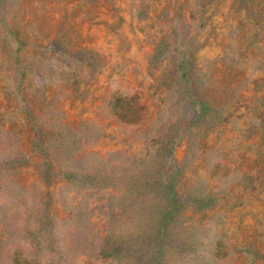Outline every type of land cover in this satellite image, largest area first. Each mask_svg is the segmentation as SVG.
Instances as JSON below:
<instances>
[{
  "label": "rangeland",
  "instance_id": "rangeland-1",
  "mask_svg": "<svg viewBox=\"0 0 264 264\" xmlns=\"http://www.w3.org/2000/svg\"><path fill=\"white\" fill-rule=\"evenodd\" d=\"M264 264V0H0V264Z\"/></svg>",
  "mask_w": 264,
  "mask_h": 264
},
{
  "label": "trees",
  "instance_id": "trees-1",
  "mask_svg": "<svg viewBox=\"0 0 264 264\" xmlns=\"http://www.w3.org/2000/svg\"><path fill=\"white\" fill-rule=\"evenodd\" d=\"M14 264H29V263L27 261L20 260L19 258H15Z\"/></svg>",
  "mask_w": 264,
  "mask_h": 264
}]
</instances>
